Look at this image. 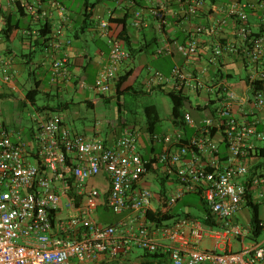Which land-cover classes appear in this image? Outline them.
I'll use <instances>...</instances> for the list:
<instances>
[{
	"label": "built area",
	"instance_id": "obj_1",
	"mask_svg": "<svg viewBox=\"0 0 264 264\" xmlns=\"http://www.w3.org/2000/svg\"><path fill=\"white\" fill-rule=\"evenodd\" d=\"M179 1L190 12L204 2ZM57 9L66 19V7L58 4ZM249 10L258 12V31L251 28ZM152 13L161 23L166 22L163 10ZM142 24L140 17L133 21L135 27ZM102 26L106 28L108 23L102 22ZM227 29L248 41L243 55L254 70L251 96L241 98L228 92L225 103L217 108L218 126L232 162L220 163L213 116H204L200 133L189 141L182 132L173 137L155 134L152 141L153 146L162 148L152 158L180 186L167 198V205L187 191H197L207 209L204 218L183 215L171 223L148 218L150 210L157 213L158 209L153 205L152 187L143 183L149 160L139 151L137 134L132 130L108 144L75 132L53 114L41 118L30 149L28 142L13 139L0 125V264H93L101 256L127 257L136 248L166 254L171 264H264V224L261 236L255 239L250 224L234 220L247 206L249 196V186L242 180L249 170L238 161L251 153V137L264 138L253 120H240L234 112L235 103L250 99L264 107V0H232L228 16L210 26H197L177 48L183 58L195 60L200 53V35L221 34ZM54 38L51 45L57 55L52 71L58 80L69 75V58L62 52L71 40L63 38L60 31ZM109 45L108 60L94 85L103 93L111 89L121 63L129 57L117 37H111ZM224 51L236 52L237 48L231 43L214 48L217 55ZM1 62L0 55V73L4 81H10L12 73ZM149 70V87L167 84L171 79L178 89L193 87L190 76L179 66L170 76ZM204 86L199 79L194 83L198 89ZM184 119L195 124L190 113H185ZM203 155L210 158L209 164L201 163ZM101 205L122 215L121 219L102 223L98 216ZM206 240L210 246L203 245ZM233 240L241 244L240 249L230 248Z\"/></svg>",
	"mask_w": 264,
	"mask_h": 264
},
{
	"label": "crops",
	"instance_id": "obj_2",
	"mask_svg": "<svg viewBox=\"0 0 264 264\" xmlns=\"http://www.w3.org/2000/svg\"><path fill=\"white\" fill-rule=\"evenodd\" d=\"M107 1H113L114 6L107 4ZM246 1L253 2L256 0ZM18 2L20 5L24 4L23 9H21L24 13L18 8ZM84 3L85 1L81 3L77 0H0L1 64L5 65L8 71L12 73L10 81H4L2 71L0 73V99L14 96V99L22 105L24 110L29 111V105L34 110L32 114L30 113L33 124L26 136L23 137L21 131H10L12 138H20L28 142L30 149H32V141L39 128L41 118L54 114L75 132L101 138L108 144L113 143L127 130H132L137 134L139 149L148 153L150 143L145 135V121L142 124L139 121H128L127 118H124L125 116L122 117V111L125 110L122 101L124 92L130 90L136 93L138 91L132 85L125 86V82L135 72V65H130L127 68L124 65L128 61L134 63L135 58L138 57V60L143 63L147 74L143 84L147 91L160 90L161 87L166 93L179 90L173 79L167 84L157 85L154 89H150L146 82L150 75L149 67L170 76L172 69L179 66L182 71L190 76L193 85V87L181 89L185 98L182 109L183 120L179 123L172 120L174 125L172 131L158 132L161 135L172 137L177 132H182L185 141H189L193 136L200 133L202 126H204V116H213L215 120L213 136L219 143L220 163L226 165L232 162L226 142L218 126L217 108L225 103L228 92H234L241 98L251 96L250 76L254 73V70L248 66L243 55L248 41L233 36L230 30L227 29L221 34L200 35V53L195 60L183 58L177 48L178 44L185 43L190 38L197 26H210L218 19L228 16L232 0H204L203 4L198 6L194 12H190L188 6L179 0H106L95 5L88 19L84 15ZM58 4L68 9L66 19L59 15ZM155 9L164 11L167 19L165 23H161L153 15L152 11ZM43 12H46L48 20H50V34L60 31L63 38L66 37L72 40L71 43L64 45L62 52L63 55L66 53L69 58V75L58 80L53 78L52 71V60L53 57H56L57 52L53 53L50 40L43 43V40L38 37V28L43 21ZM137 17H140L144 23L140 27L133 25V21ZM249 20L253 31H258L260 29L258 12L249 10ZM102 22H107L108 26L103 27ZM17 23H20L21 27L11 31L10 28ZM123 30L124 37L128 38L127 46L131 51V56L121 63L119 75H124L130 70L132 73L120 87L121 90H125L122 95H118L116 83L111 86V96H116L118 117L111 121L110 133L106 138L101 137L102 128L99 121L95 122V125L91 128L85 126L82 130L77 128L76 125L72 126L68 123L67 120L73 112L71 105H76L73 101L65 100L60 102L57 107L49 104L41 106L37 104L40 93L51 96L53 91L59 94L63 89L68 90L74 87L77 92L80 89L82 90L85 96L83 103L96 108L99 100H92L89 92L93 91L100 95L102 99L108 97L106 93L96 90L94 85L100 69L108 60L109 39L113 36L122 37L120 33ZM228 43L234 44L237 51H224L221 55L215 54L214 48L218 44L225 46ZM159 49H162L161 53ZM45 75L49 77V87L44 84ZM31 77H33L35 87L26 89ZM198 79L203 82L204 88L194 87V83ZM35 89L37 93L32 99L28 93ZM114 90L115 94H113ZM15 92H18L17 96H15ZM102 99L100 102H102ZM234 112L240 120H253L256 123L257 130L264 135V107L259 106L253 99H250L247 102L235 103ZM185 113L192 115L195 124H189L185 121ZM1 125L7 127L5 123ZM248 143L251 147V153L246 157H241L238 162L246 165L249 170V174L242 178L243 182L249 186V203L234 216V220L240 222L239 218H241L245 220V223L242 224L251 225V203L258 207L260 220L264 224V156L261 155L260 150L264 147V138L254 136L249 139ZM161 150V147L157 149L159 152ZM188 159L192 160L191 154L188 155ZM209 160L208 156L203 155L201 163L207 165ZM256 179H260V181L256 182ZM143 183L152 187L155 195L153 205L156 209L160 206L161 194H164L167 200L180 188L177 180L163 170L161 166L156 172L147 173ZM168 186L170 189H168ZM191 192L197 193L201 200L202 209L197 212H194L186 201V194ZM166 212L173 215L166 223H171L183 215L202 219L207 213L201 194L197 191L185 192L172 205L167 206ZM98 216L104 224L116 223L121 219L119 218L116 222L108 221L109 217L105 210H103L102 215L98 211ZM230 248L240 249L241 244L233 240ZM136 255L137 253L134 251L131 255L122 258L101 256L93 264H126L127 262L129 264H166L164 259L157 256Z\"/></svg>",
	"mask_w": 264,
	"mask_h": 264
},
{
	"label": "rangeland",
	"instance_id": "obj_3",
	"mask_svg": "<svg viewBox=\"0 0 264 264\" xmlns=\"http://www.w3.org/2000/svg\"><path fill=\"white\" fill-rule=\"evenodd\" d=\"M83 3L85 0H77ZM96 0H89V2H95ZM107 4L114 6V2H106ZM103 6V5H102ZM135 65V72L130 76L129 80L125 82V86L132 85L133 88L138 89V92L134 93L133 91L127 90L124 92L122 96V101L124 103L123 108L125 110L122 111V117L127 118L128 121H139L140 123H144L145 121V113L144 107L149 104H155L158 107L160 114V122L157 126L158 131H172L174 127L172 122V102L168 94L161 90H154L152 92H146V87L143 86L146 71L143 67V63L138 60V57L135 58V62L128 61L127 64L124 65L125 68L130 65ZM154 67V64L152 65ZM154 70V69H153ZM49 77L45 75L44 84L49 87ZM26 89H31L35 87L33 83V77L28 81ZM143 89V90H142ZM143 91V92H142ZM88 93V92H87ZM115 94V90L113 91ZM18 95V92H15V96ZM89 95L92 100H99L96 104V108L89 107L85 103H83V98L85 97L82 93V90L76 91L74 87L69 88L68 90H61L59 94L53 91L51 96L46 95L45 93H40L37 98L38 105H51L57 107L60 102H64L65 100L73 101L76 103L72 106V115L70 116L68 123L72 126H75L79 129H83L85 126L91 128L95 125V122H100L101 137L106 138L110 133L111 121L117 119L118 111H117V102L116 96H111V91L106 92L107 98L102 99L100 95L96 93L89 92ZM111 99L109 100V98ZM102 99V102H100ZM29 111L24 110L22 105L18 101L14 99V96H8L0 99V125L5 123L7 125V129L9 131L18 132L21 131L23 133V137L26 136L33 122L30 119V113L34 112L31 105H29ZM35 127V126H34ZM168 189L170 187L168 186ZM264 189V188H263ZM186 201L189 203L190 207L194 212L202 209V204L200 197L197 193H187ZM200 205V206H199ZM103 210H105L106 214L109 217L108 221L116 222L122 215L116 214L108 207L101 205L99 207L100 215L103 214ZM249 217V215H248ZM241 223H245V220L239 218ZM204 246H210L211 242L206 240L203 243ZM137 255H146L150 257L149 254H146L144 249L136 248ZM136 255V256H137ZM145 256V257H146ZM126 264H129L128 262Z\"/></svg>",
	"mask_w": 264,
	"mask_h": 264
},
{
	"label": "trees",
	"instance_id": "obj_4",
	"mask_svg": "<svg viewBox=\"0 0 264 264\" xmlns=\"http://www.w3.org/2000/svg\"><path fill=\"white\" fill-rule=\"evenodd\" d=\"M102 1H106V0H96L95 2H92V3L89 2V0H85V3H84V7H85L84 15H85L86 19L90 18L92 9L95 7V5L97 3L102 2ZM23 6H24V4L20 5V3L18 2V8L20 10L23 9ZM21 11H22V13H24L23 10H21ZM42 18H43V21L40 23L39 28H38V32H39V36L38 37L43 40V43L47 42L49 40H50V43H51V41L53 39H55V38H54V34H50L51 33L50 20H48L47 14L45 16L43 15ZM20 27H21L20 23L19 24L17 23V24H14L13 27L10 28V30L12 31L13 29L20 28ZM6 31H8V30H6ZM123 33H124V30L120 33V35L122 37L119 36L117 38L121 41L123 46L129 51V57H130L131 56V51H130V49L127 46L128 38L124 37ZM50 46L52 47L51 44H50ZM52 51L54 53L55 50L53 49ZM55 58L56 57H53L52 65H53V61L55 60ZM128 58H126V59H128ZM69 64H70V62H69ZM69 64H68V66H69ZM131 73L132 72L130 70V72H128V73H126L124 75L120 76L118 74V77L113 81V84L116 83L117 92H118L119 96L122 95L123 92L125 91V90H121L120 89L122 83L129 77V75ZM154 87H157V85L150 86L149 88L150 89H154ZM160 90H163V88L161 87ZM146 92L148 93L150 91H146ZM36 93L37 92H36V89H35V90H31L28 93V95H29V97L34 99L33 97L36 96ZM31 94H33V95H31ZM167 94L170 97L171 102H172V120L175 121V123H179V122H181V120H183L182 119V109H183V101L185 99L184 95L182 93V90L179 89L178 91H169V92H167ZM118 104H120V103H118ZM144 113H145V135L148 138V141L150 143V150L148 151V153L147 152L146 153L142 152L141 149H139V151L141 152V154H142L144 159L149 160V162L147 164V171L149 173V172H156L157 169L160 167V166H158L160 164H158L156 162V159L152 158L151 155L154 152H157V149H158L157 147L153 146L152 141H153V136L155 134H160L158 132L157 126H158L161 118H160V114H159L158 108H157V106L155 104L146 105L144 107ZM260 150H261V155L264 156V147H262ZM250 205L252 206V218H251L252 233H253V238L256 239V238L260 237L261 234H262L263 224H262V222L260 220V217H259L258 207L256 205L251 204V203H250ZM167 206L168 205H167V202H166V197L164 196V194H161L160 206L158 208L157 213H154L153 211L150 210L148 212V218H150L152 220L158 219L159 222H164V221H167L168 219H171L173 217V215L169 214L168 212H166ZM206 211H207V209H206ZM157 216H159V217H157ZM146 254L160 257V258L164 259L166 264H170L169 258H168V256L166 254L150 253V252H147V251H146Z\"/></svg>",
	"mask_w": 264,
	"mask_h": 264
}]
</instances>
